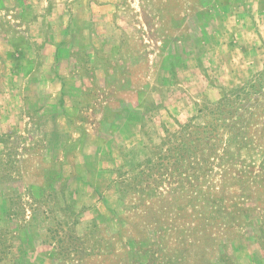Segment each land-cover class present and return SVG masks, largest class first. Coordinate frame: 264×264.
Instances as JSON below:
<instances>
[{"label":"rangeland","instance_id":"1","mask_svg":"<svg viewBox=\"0 0 264 264\" xmlns=\"http://www.w3.org/2000/svg\"><path fill=\"white\" fill-rule=\"evenodd\" d=\"M0 264H264V0H0Z\"/></svg>","mask_w":264,"mask_h":264}]
</instances>
